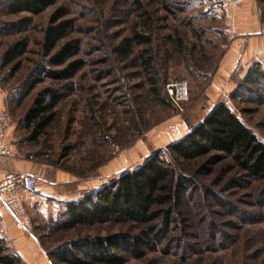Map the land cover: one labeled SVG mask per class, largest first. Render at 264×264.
<instances>
[{"label":"rangeland","instance_id":"rangeland-1","mask_svg":"<svg viewBox=\"0 0 264 264\" xmlns=\"http://www.w3.org/2000/svg\"><path fill=\"white\" fill-rule=\"evenodd\" d=\"M1 2L0 55L14 41H27L21 65L13 75L0 66V108L10 116L8 133L16 144L10 160L32 169L29 172L36 177L38 189L36 205L25 204L30 230H20L9 213L0 209L1 246L5 248L0 255L19 256L15 264H61L49 256L61 243L129 228L125 223H107L57 231L51 224L60 218L65 203L79 199L96 184L110 182L174 142L175 137H182L215 105L206 89L232 43L229 15L240 5L226 8L208 0H55L37 15H8ZM59 7L67 12L64 18L73 20L72 30L59 45L76 41V57L85 65L64 93L55 120L42 136L29 140L22 121L25 111L39 90L55 87L52 80L40 75L48 58L42 55L41 39L51 13ZM133 32L150 36L151 43L134 45L132 53L122 59L113 49ZM176 33L185 42L183 53L175 51L167 39ZM143 49L153 59L150 72L142 68L137 57ZM251 64L238 63L232 73L241 77ZM153 71L159 72L163 83L187 81L183 111L159 102L150 89ZM228 96L220 94L218 102L226 101L264 142V105L236 104ZM241 107L251 111L243 114ZM135 149L136 159L126 161ZM122 159L127 162L123 170L119 165L114 174L103 173L106 166ZM7 160H2L6 167ZM200 162H190L185 168L193 171ZM60 174L73 181L53 183ZM199 178L217 197L209 194L203 200L204 192H195L185 199L181 238L194 249L186 258L181 251H151L141 259H129L127 264H264V181L245 177L230 160ZM255 218L259 221L254 222ZM180 232L175 227L171 236Z\"/></svg>","mask_w":264,"mask_h":264},{"label":"trees","instance_id":"trees-1","mask_svg":"<svg viewBox=\"0 0 264 264\" xmlns=\"http://www.w3.org/2000/svg\"><path fill=\"white\" fill-rule=\"evenodd\" d=\"M54 1L2 0L1 7L8 15H37ZM257 2L264 24V0ZM66 13L63 7L55 9L43 30L42 55L48 58L40 75L52 80L55 87L39 90L25 111L22 121L29 131V140L42 136L55 120L56 108L64 93L71 89L73 79L85 65L84 60L76 57L79 51L76 41L59 45L73 28V20L64 18ZM167 37L175 51L184 52L185 42L179 33ZM150 43V36L133 32L124 37L113 51L123 59L132 53L134 45ZM26 47L25 39H18L7 46L0 55L1 68H8L9 74L13 75L21 65ZM147 52L143 49L137 57L141 59L142 68L150 72L153 59L146 56ZM230 79L235 83L228 96L230 101L264 105V69L260 62L252 63L241 77H236L233 72ZM149 83L160 103L172 105L165 87L167 82L163 83L159 72H152ZM34 85L33 81L30 89ZM239 110L243 114L251 111L243 107ZM196 160H201L197 167L193 171L186 170L185 165ZM228 160L245 177L264 181V142L223 100L215 104L190 131L158 149L138 166L125 170L107 184L85 191L79 199L67 201L60 218L51 224V228L63 231L80 226L125 223L128 230L65 241L49 251L50 258L61 264H127L129 259H141L151 251L164 254L181 251L186 258L194 247L181 238L184 237V228L181 227L186 221L185 199L195 192H204L203 200L209 194L216 198V193L199 177L210 174L215 166ZM256 219L253 221H259ZM175 227H179L181 232L179 236L172 237ZM1 243L0 238V253L5 249ZM19 260L15 254L0 255V263L3 264H15Z\"/></svg>","mask_w":264,"mask_h":264},{"label":"crops","instance_id":"crops-1","mask_svg":"<svg viewBox=\"0 0 264 264\" xmlns=\"http://www.w3.org/2000/svg\"><path fill=\"white\" fill-rule=\"evenodd\" d=\"M239 5V8L232 12L231 15H229V20L232 24V27L230 28V33L232 35V43L226 49L223 57L220 60L216 73L212 77L211 83L206 89L207 96L210 98V101H214L215 104L218 102L220 94H229L234 89L235 85L230 81L229 78L238 63H247L249 65L250 63L260 62L264 67V35L260 33V29L264 25L261 22L260 11L257 8L256 1L241 0ZM167 138L171 139L168 136ZM172 138H174V136ZM177 139L179 138L175 137L172 141H175ZM137 156L138 150L135 149L133 154H131V157H129L126 161L130 162L136 159ZM2 160L7 159H0V177L5 171L29 172L32 170L27 164L15 163L11 161L12 159L7 160L9 161V163L6 164L8 166L6 167L4 165L5 163L3 164ZM126 161L122 159L121 162L112 163L106 166L103 173H106V176H110L114 174V172L116 171V167L119 165L122 166L120 170H123V165L127 163ZM66 177L67 176H63V174H60L57 180H53V183H64L66 181H73ZM107 183L109 182H102L100 184H96L94 187H99ZM37 189L38 188L36 186V190ZM36 202L37 197L34 203L28 204L36 205Z\"/></svg>","mask_w":264,"mask_h":264},{"label":"built area","instance_id":"built-area-1","mask_svg":"<svg viewBox=\"0 0 264 264\" xmlns=\"http://www.w3.org/2000/svg\"><path fill=\"white\" fill-rule=\"evenodd\" d=\"M211 5L234 8L240 0H208ZM264 35V26L260 29ZM166 90L172 105L183 111L182 103L188 99V83L178 79L167 82ZM10 116L0 108V159H12L16 144L9 137ZM36 177L29 172L5 171L0 177V209H5L14 224L22 231L31 228L25 204L36 201Z\"/></svg>","mask_w":264,"mask_h":264}]
</instances>
